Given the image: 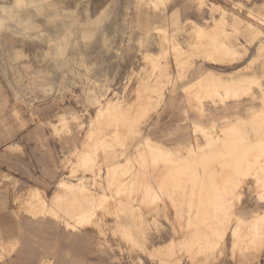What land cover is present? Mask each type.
<instances>
[{
	"label": "rangeland",
	"instance_id": "rangeland-1",
	"mask_svg": "<svg viewBox=\"0 0 264 264\" xmlns=\"http://www.w3.org/2000/svg\"><path fill=\"white\" fill-rule=\"evenodd\" d=\"M0 17V264H264V96L195 84L257 44L264 81V0H0Z\"/></svg>",
	"mask_w": 264,
	"mask_h": 264
},
{
	"label": "crops",
	"instance_id": "crops-1",
	"mask_svg": "<svg viewBox=\"0 0 264 264\" xmlns=\"http://www.w3.org/2000/svg\"><path fill=\"white\" fill-rule=\"evenodd\" d=\"M212 20L215 21V18L213 17ZM0 21H1V17H0ZM0 26H1V24H0ZM259 46H260V44H257V48H256V51H255L254 58H251L244 67L239 68L235 72L228 73L226 75H223L221 73H216V72H214L212 70H208L207 72H205L204 75H202L201 77L197 78L195 84L198 85V86H202V85H200V82H202L203 79L208 77L209 73L211 72V73H214L216 76H218L222 80V82L224 83V87L232 86L234 84H244L245 80H247V79H248L247 81H249V82L256 81V83L254 85L259 89L261 94L264 96V81H262L260 79V77L258 75H256L257 73H256V70H255V67L253 68L250 65L252 62L256 61V58H258L259 56L262 55V54H258V47ZM243 57L239 58L238 61H240ZM21 68H22L23 72L25 73V75L27 76L29 84L34 85V86L42 84L43 77L38 75L33 70V68H32L30 63L22 62L21 63ZM248 70L251 71V74L247 73ZM246 73H247V75H245ZM218 86H220V85H218ZM251 100L253 101V99H251ZM223 103L224 104L222 106V109L231 114V115L225 114V116H228V117L229 116H233V117L239 116L237 114V111L240 109L241 101L236 100L233 103H226V101L223 100ZM107 105H108V103H107ZM248 109H252L251 116H249L250 118L259 117V115H261V114L264 115V97L262 98V104H260L258 106V108L254 109V105H253V106H249ZM231 112H233V113H231ZM239 118L242 119V116H239ZM209 133L212 134L213 130L211 132H209ZM247 135H248L247 133L243 132V133L240 134V136H238V140H239L238 142L240 143L239 149H244L245 148L243 146V144L248 141ZM233 141L234 140H229V141L226 142V145H225L226 149L233 148ZM187 148H190V147H187ZM257 165L260 168H264V160L258 161ZM205 166L211 167V166H213V164H211L210 162H207ZM78 187H79L80 190H83V186L82 185H79ZM204 199H205V196L203 194L202 197H201L200 202L198 203L196 201L194 206L203 207L204 206V202H203ZM87 213H90V211H83L82 215L84 216ZM91 213H94V212L92 211ZM163 213H165V211H163ZM44 222H46V221H44L42 219H40V220L39 219H35L34 221H29V223H28V221L27 222H22L21 220H16L15 224H11V223H9L7 221L4 222V223L9 228H16L19 231H25V230H27L25 228L27 225L35 226L36 228H44L45 227V223ZM66 225L69 226L71 224L69 222H67ZM48 261H49L48 258H41L40 264H49Z\"/></svg>",
	"mask_w": 264,
	"mask_h": 264
},
{
	"label": "bare ground",
	"instance_id": "bare-ground-1",
	"mask_svg": "<svg viewBox=\"0 0 264 264\" xmlns=\"http://www.w3.org/2000/svg\"><path fill=\"white\" fill-rule=\"evenodd\" d=\"M261 50H263L262 46L259 47V51H261ZM209 76H210L211 79H215L216 77H218L214 73H211V72L209 73ZM220 81H222V80L220 79Z\"/></svg>",
	"mask_w": 264,
	"mask_h": 264
}]
</instances>
